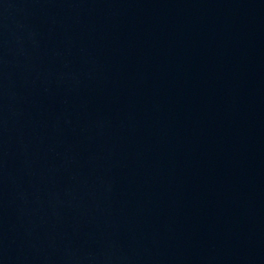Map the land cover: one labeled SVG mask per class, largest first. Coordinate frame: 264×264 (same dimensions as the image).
Returning <instances> with one entry per match:
<instances>
[{
	"label": "water",
	"instance_id": "95a60500",
	"mask_svg": "<svg viewBox=\"0 0 264 264\" xmlns=\"http://www.w3.org/2000/svg\"><path fill=\"white\" fill-rule=\"evenodd\" d=\"M0 264H264V0H0Z\"/></svg>",
	"mask_w": 264,
	"mask_h": 264
}]
</instances>
